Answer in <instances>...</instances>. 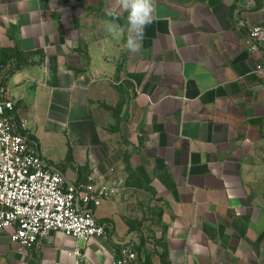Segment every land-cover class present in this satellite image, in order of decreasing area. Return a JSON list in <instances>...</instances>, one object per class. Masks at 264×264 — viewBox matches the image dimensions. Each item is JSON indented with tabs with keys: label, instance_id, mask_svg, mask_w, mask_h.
I'll use <instances>...</instances> for the list:
<instances>
[{
	"label": "crops",
	"instance_id": "obj_1",
	"mask_svg": "<svg viewBox=\"0 0 264 264\" xmlns=\"http://www.w3.org/2000/svg\"><path fill=\"white\" fill-rule=\"evenodd\" d=\"M125 31L106 30L108 15ZM141 50L115 0H0V84L30 145L115 194L89 240L51 231L0 264H264V0H155ZM93 177V180H90Z\"/></svg>",
	"mask_w": 264,
	"mask_h": 264
},
{
	"label": "built area",
	"instance_id": "obj_2",
	"mask_svg": "<svg viewBox=\"0 0 264 264\" xmlns=\"http://www.w3.org/2000/svg\"><path fill=\"white\" fill-rule=\"evenodd\" d=\"M250 49L262 52L254 72L264 76V25L249 31ZM15 103L0 84V231L11 230L10 238L20 248H32L51 231L89 240L103 236L106 224L96 208L115 194L114 189L68 180L30 145L27 134L19 131L14 118ZM90 177V180H93ZM116 264H135L138 253L129 245L119 248ZM84 264L79 247L70 251Z\"/></svg>",
	"mask_w": 264,
	"mask_h": 264
},
{
	"label": "clouds",
	"instance_id": "obj_3",
	"mask_svg": "<svg viewBox=\"0 0 264 264\" xmlns=\"http://www.w3.org/2000/svg\"><path fill=\"white\" fill-rule=\"evenodd\" d=\"M115 5L127 13L128 35L125 47L130 53L136 54L143 46L146 27L153 22L155 0H115ZM108 15L113 20L106 22V30L113 35L123 33L125 28L114 22L118 18L115 10L109 9Z\"/></svg>",
	"mask_w": 264,
	"mask_h": 264
}]
</instances>
